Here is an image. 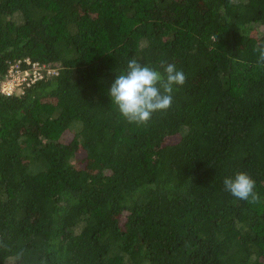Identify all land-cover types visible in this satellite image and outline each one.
<instances>
[{
	"label": "trees",
	"instance_id": "16d2710c",
	"mask_svg": "<svg viewBox=\"0 0 264 264\" xmlns=\"http://www.w3.org/2000/svg\"><path fill=\"white\" fill-rule=\"evenodd\" d=\"M260 46L264 0H0V79L45 66L0 94V264H264ZM131 58L186 76L146 125L108 95Z\"/></svg>",
	"mask_w": 264,
	"mask_h": 264
},
{
	"label": "clouds",
	"instance_id": "9594fccd",
	"mask_svg": "<svg viewBox=\"0 0 264 264\" xmlns=\"http://www.w3.org/2000/svg\"><path fill=\"white\" fill-rule=\"evenodd\" d=\"M257 51V63L264 66V46ZM185 81V74L177 70L174 64L164 65L161 72L142 64L137 58H131L126 70L111 83L108 95L127 122L146 125L154 112L167 111L171 107L174 85L182 86ZM223 186L237 199L253 203L260 200L254 190L255 181L246 172L225 177ZM22 254L17 253V258Z\"/></svg>",
	"mask_w": 264,
	"mask_h": 264
},
{
	"label": "built area",
	"instance_id": "2783aa9c",
	"mask_svg": "<svg viewBox=\"0 0 264 264\" xmlns=\"http://www.w3.org/2000/svg\"><path fill=\"white\" fill-rule=\"evenodd\" d=\"M20 60L14 62L8 68L7 74L0 79V94L9 96L15 93L17 88L22 89L24 85L35 81L43 76L44 65L37 62H30L29 59H24L29 68L23 69L20 65ZM47 73H52L51 69H47Z\"/></svg>",
	"mask_w": 264,
	"mask_h": 264
},
{
	"label": "rangeland",
	"instance_id": "374dc122",
	"mask_svg": "<svg viewBox=\"0 0 264 264\" xmlns=\"http://www.w3.org/2000/svg\"><path fill=\"white\" fill-rule=\"evenodd\" d=\"M21 90H22V89H20V88H17V89H16V91H15V93H20V92H21Z\"/></svg>",
	"mask_w": 264,
	"mask_h": 264
}]
</instances>
